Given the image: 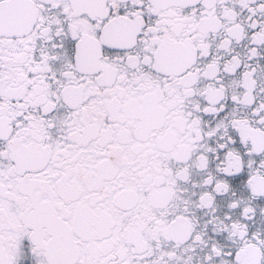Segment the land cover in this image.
<instances>
[{
  "label": "snow or ice",
  "instance_id": "snow-or-ice-1",
  "mask_svg": "<svg viewBox=\"0 0 264 264\" xmlns=\"http://www.w3.org/2000/svg\"><path fill=\"white\" fill-rule=\"evenodd\" d=\"M0 264H264V0H0Z\"/></svg>",
  "mask_w": 264,
  "mask_h": 264
}]
</instances>
